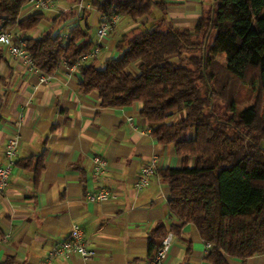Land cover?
<instances>
[{"label": "trees", "instance_id": "obj_1", "mask_svg": "<svg viewBox=\"0 0 264 264\" xmlns=\"http://www.w3.org/2000/svg\"><path fill=\"white\" fill-rule=\"evenodd\" d=\"M174 1L90 0L108 18L138 23L154 8L162 16L144 32L123 34L116 44L121 56L103 68L97 58L82 64L80 92H96L102 109L141 104L152 135L159 144L172 145L183 162L159 172L170 189V219L179 224L155 226L151 256L169 233L180 234L190 224L210 245V263L227 264L226 256L245 261L264 253V0H213L191 28L167 19ZM28 2L0 0V32L17 27L16 41L26 44L43 74L73 65L97 46L89 25L78 24L68 35L56 32L66 14L38 37L27 38L45 19L37 12L20 20ZM243 90L256 95L255 103L238 112ZM215 100L224 106L223 114L215 111ZM176 113L180 120L168 123ZM31 163L26 168L33 167L38 180L43 158Z\"/></svg>", "mask_w": 264, "mask_h": 264}, {"label": "crops", "instance_id": "obj_2", "mask_svg": "<svg viewBox=\"0 0 264 264\" xmlns=\"http://www.w3.org/2000/svg\"><path fill=\"white\" fill-rule=\"evenodd\" d=\"M212 1L175 0L168 6L167 19L177 27L191 28ZM53 2V7L43 11L41 26L27 38L52 28L61 14L66 17L57 24L56 32L68 35L78 24L84 27L90 23L99 31L102 15L90 0ZM35 13L25 8L20 20ZM161 16L153 11L138 23L120 17L100 42L97 67L121 56L116 44L123 34L152 25ZM1 26L0 22V31ZM120 28L123 32L118 36ZM16 30L9 31L15 43L19 37ZM98 31L92 41L95 45L99 43ZM52 77L41 84L37 74L0 45V166L6 164L4 151L9 139H19L9 185L0 195V264H45L50 252L69 240L75 224L83 229L94 257L85 261L78 254H65L53 264H150L155 256L150 253L151 231L158 223L168 228L179 224L170 219V189L159 172L181 167L182 160L172 145H161L152 135V127L141 116V104L102 109L96 92H80L78 71L62 65ZM180 117L176 113L168 123ZM95 155L108 162L100 178L93 175L91 159ZM41 157L43 167L37 180L33 167L26 166L30 162L34 166ZM154 160L155 175L147 188L138 190L141 170ZM99 188L112 191L117 199L87 201V193ZM171 234L173 241L164 264H212L207 260V245L193 225ZM225 259L227 264H264V253L245 261Z\"/></svg>", "mask_w": 264, "mask_h": 264}, {"label": "built area", "instance_id": "obj_3", "mask_svg": "<svg viewBox=\"0 0 264 264\" xmlns=\"http://www.w3.org/2000/svg\"><path fill=\"white\" fill-rule=\"evenodd\" d=\"M53 0H29L27 7L33 12H43L53 7ZM83 8L82 2L79 4V9ZM119 16L115 15L108 18L104 15L101 16L100 27L98 31L99 43L97 46L87 54L79 57V59L73 65H68L64 63L63 65L69 71H78L79 67L87 62L92 61L97 58L100 53V46L102 39L107 35V33L118 23ZM0 45L6 47L12 56L21 59L28 70L37 74L39 76V81L41 84L48 83L52 80V74H43L33 63L30 53L26 50V44L23 41L14 42V37L12 32H0ZM22 120V119H21ZM19 150V139L17 137L10 138L5 151L4 157L6 159V164L0 166V195L4 194L8 185L10 175L15 166V159L17 157ZM93 175L96 178H100L104 175L108 162L105 158L95 155L91 159ZM156 161H152L151 164L147 165L141 170L139 181L137 183V189L142 190L149 186L150 178L156 173ZM87 201L92 203H105L110 200H116L117 196L110 190L99 188L98 190H91L86 195ZM173 241V235L169 233L162 241L160 248L156 252L154 259L150 264H164L168 252L171 248ZM207 245V250H209L210 245ZM65 254H78L82 259L88 261L94 257V252L88 250L87 242L85 240V235L83 229L79 225H73L70 231L69 240L62 244L59 248L50 252L48 259L45 264H53L55 258L59 256H64Z\"/></svg>", "mask_w": 264, "mask_h": 264}, {"label": "rangeland", "instance_id": "obj_4", "mask_svg": "<svg viewBox=\"0 0 264 264\" xmlns=\"http://www.w3.org/2000/svg\"><path fill=\"white\" fill-rule=\"evenodd\" d=\"M153 11H155L156 13H160V11L158 10V9H156V8H154V10ZM127 19V18H126ZM90 25V28H89V30H88V32H89V35H90V40L91 41H93V40H95V37H96V34H97V31H98V29H97V27H95L94 25H92L91 23L89 24ZM148 27H150V25L148 26ZM147 27V28H148ZM118 28H119V25H118ZM140 31H142V32H144L145 31V28L144 27H141L140 28ZM122 32H123V29L122 28H120L119 29V35L118 36H120L121 34H122ZM174 62H176V59L174 58V59H172ZM219 60L222 62V63H225V59H224V57H222V56H220L219 57ZM255 97H256V95L255 94H253V95H251V94H249L248 92H247V90H243L242 92H241V94H240V97L238 98L239 99V101H238V105H237V111L238 112H241L242 110H244L245 108H247V107H249V106H251L252 104H254L255 103ZM214 108H215V111L217 112V113H219V114H223L224 112H225V108H224V106L220 103V101H218V100H215L214 101ZM263 147H264V144H263ZM195 164V161L193 160V165ZM192 165V166H193Z\"/></svg>", "mask_w": 264, "mask_h": 264}]
</instances>
